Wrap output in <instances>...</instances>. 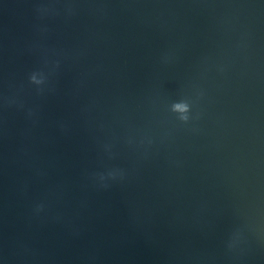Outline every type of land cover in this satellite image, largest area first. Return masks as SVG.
Wrapping results in <instances>:
<instances>
[{"label":"water","instance_id":"1","mask_svg":"<svg viewBox=\"0 0 264 264\" xmlns=\"http://www.w3.org/2000/svg\"><path fill=\"white\" fill-rule=\"evenodd\" d=\"M0 264H264V0H0Z\"/></svg>","mask_w":264,"mask_h":264},{"label":"clouds","instance_id":"2","mask_svg":"<svg viewBox=\"0 0 264 264\" xmlns=\"http://www.w3.org/2000/svg\"><path fill=\"white\" fill-rule=\"evenodd\" d=\"M175 110H178L179 112L182 113V115H181L182 120H185V121L189 120L192 108L188 102H186V101L178 102L175 105Z\"/></svg>","mask_w":264,"mask_h":264}]
</instances>
